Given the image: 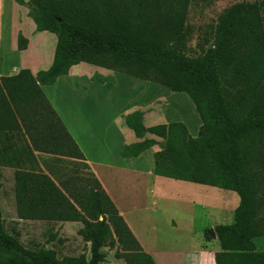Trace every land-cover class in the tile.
I'll list each match as a JSON object with an SVG mask.
<instances>
[{"label":"trees","instance_id":"1","mask_svg":"<svg viewBox=\"0 0 264 264\" xmlns=\"http://www.w3.org/2000/svg\"><path fill=\"white\" fill-rule=\"evenodd\" d=\"M23 3L24 0H16ZM190 0H27L36 31L56 36L55 59L45 71L21 68L0 76V166L16 167L14 200L18 218L78 221L90 255L58 257L54 249L27 248L4 224L0 206V264H103L102 247L118 243L126 264H157L119 214L90 170L79 146L45 96L42 85L80 62L104 66L186 92L201 121L197 136L177 125L192 177L232 190L239 202L230 223L215 224L220 249L215 264H264L254 238L264 236V4L236 2L216 26L200 54L185 50ZM27 38L17 34L16 47ZM92 80L114 84L108 78ZM26 138V152L11 141ZM83 161L85 176L60 187L47 173L20 168L33 152ZM72 180H77L73 183ZM210 240L208 229L204 231Z\"/></svg>","mask_w":264,"mask_h":264},{"label":"crops","instance_id":"2","mask_svg":"<svg viewBox=\"0 0 264 264\" xmlns=\"http://www.w3.org/2000/svg\"><path fill=\"white\" fill-rule=\"evenodd\" d=\"M27 11L25 6L17 4L14 0H0V76L14 74L21 68H28L34 74L39 71H45L52 65L56 57L55 54L50 57L46 56L48 59H45L47 60L46 63L43 66H39L40 56L43 55V51L41 50L39 40L31 39L30 36L40 31L35 30V25L28 16ZM18 33L27 38L25 49L20 50L16 47ZM40 36L38 35L36 38ZM53 47L55 48V44H53ZM44 49L47 50L45 47ZM76 65L71 66L68 73L58 76L53 83L42 85V90L79 146L90 170L97 177L103 189L115 204L119 214L123 217L143 250L151 254L157 264H215L213 256L217 250L201 245V235L204 234L205 228H213L215 225V219L210 218L211 215L207 210L208 206L205 205L202 199L198 201L191 200L189 201V205L191 206V210H194L196 206L201 207L205 220L203 222L194 221L196 215L193 212L191 214L193 220L181 221L185 224V228L188 231L190 243L188 246L181 245L180 247L171 248V246L166 247L162 243V246L157 247L153 243V238L146 239L143 237L129 212L130 202L127 198L131 201L137 199L131 205L134 206L135 210H138L142 208V205L138 203L141 201L138 200L142 199L141 197L144 199L148 198L151 200V204L155 206L156 202L167 203L169 200L184 201L182 196H179L182 194L181 191L175 194L178 197H173L170 196L167 187L182 188V190L196 192L204 190L209 186L205 178L192 177L187 163L185 170L181 162L177 141L171 132L173 129L169 131L170 135L166 137L158 135L153 130L155 127L161 125L169 128L172 124L182 123L190 134L189 124H187L182 116L184 114L181 106L182 101H177L178 97L168 96L163 89L153 90L152 87L155 86L150 83L151 81H139L140 78L134 77L135 79L123 78L121 83L119 82L121 79H119L120 74L118 72L113 76L116 81L115 87L108 82L101 83L98 80H92L90 74L78 71L75 67ZM75 81L78 84L72 87V91L69 93L66 90V96L73 94L74 97L68 96L58 104L51 93H56L60 86H70V83H75ZM80 85H82V89ZM77 86H79L78 89L76 88ZM89 87H93L94 91L99 90L100 93H105L104 87L110 88L112 94L114 92L118 93L116 97L113 95L114 98L118 99L121 98V91H117L119 88L121 90L139 91L136 98L132 99L133 102H127L120 112L110 117L111 124L107 128V135L105 139L99 141L102 147L101 152L105 155L103 159H99L89 153L80 136L81 133H87V130H91L92 128L86 124L88 112L85 107L89 104L86 94H90L91 92V89L88 90ZM80 91L81 94H79ZM155 97H162L163 102L155 107L156 110L147 112L148 103ZM192 106L195 109L194 104ZM133 111H141L142 115L137 122L129 123L127 114ZM191 118L194 126L198 129L201 121L197 111L196 113H191ZM110 130L112 133L109 134ZM190 135L193 136L192 134ZM151 159L154 163L153 165L142 164L145 161L150 162ZM123 185L127 188L123 189ZM127 185H130L131 188H128ZM238 202L239 197L237 199L234 197L233 205L228 210L233 212ZM151 208H153L152 205ZM151 208L149 203L143 207L147 212H152ZM13 213V219L20 222L43 221L18 218L15 205ZM66 222L76 224L78 221ZM173 222L171 218V226L176 227L177 223L174 222L173 224ZM11 229L20 234L15 224H13Z\"/></svg>","mask_w":264,"mask_h":264},{"label":"rangeland","instance_id":"3","mask_svg":"<svg viewBox=\"0 0 264 264\" xmlns=\"http://www.w3.org/2000/svg\"><path fill=\"white\" fill-rule=\"evenodd\" d=\"M14 1L17 2L16 0ZM25 1L27 0H24L23 3L17 2V4L25 6L28 10V6ZM241 1H259L264 4V0H190L188 3V10L185 21L188 33L185 38V52L188 55L193 56L204 51L212 43L216 26L219 23L220 18L224 14L225 10L232 4ZM38 35L41 36L39 38H36L38 37ZM30 38L39 40L41 50L43 51V55L40 56L39 66H43V64L48 60L46 56L50 57L51 55L54 56L55 54L53 44H56V36L50 32L40 31L37 33L35 32L30 36ZM44 47L47 50H45ZM75 67L78 69V71H83L86 74H90L91 77L96 76L108 78L114 76V74L118 72V74H120L119 79H121L119 80V82L121 83L123 81V78L135 79L128 74L120 73L119 71L104 66L94 65L86 62H80ZM139 81L144 80L140 79ZM115 83H110V85L115 87ZM150 83L155 86L152 87L153 90L163 89L164 92L168 94V96L178 97L177 101H182L181 106L184 110V114L182 115L183 119L187 122V124H189L190 134L196 136L199 128L197 129L194 126L191 118V113H196V111L192 106L193 103L190 97L184 92H174L160 84L154 82ZM70 84V86L62 85L58 88V91L56 93H51L53 98L57 100L58 104L60 103V101H63L69 96H66V90H68L70 93L72 91V87H75V84H78V82L75 81V83L73 82ZM78 87L79 86H77L76 88L78 89ZM80 88L82 89V85H80ZM90 89V94H86V97L89 100V104L86 105L85 108L88 112L86 124L92 128L91 130L88 129L87 133H81L80 136L84 141L86 148L89 150V153L93 154L99 159H103L105 158V155L101 152L102 147L99 141L101 139H105V136L107 135V128L110 127L111 124L110 117L120 112L127 102H133L132 99L136 98L139 91L121 90L119 88L117 91H121V98L118 99L114 98L118 96V93L114 92L112 94V90H110V88L104 87L105 93H100L99 90L94 91L93 87H89L88 90ZM79 94H81V91L79 92ZM69 97H74V95L70 94ZM161 102H163L162 97H155L148 103L149 105L147 106V112L156 110L155 107L161 104ZM169 103L171 102L169 101ZM127 115L129 123H135L138 121L139 117L142 114L141 111H133ZM178 124H172V126H169V128L161 125L155 127L153 130L158 135H163L164 137H166L170 135L169 131L173 129V131L171 132L173 134V137H175L177 141V145L180 150L181 162L186 170L187 158L183 147L178 142ZM110 133H112L111 130L109 131V134ZM11 141L14 143V146L19 149L20 155H24V153L26 152V138L24 134L18 133L14 135ZM33 155L34 159H32L29 163H24L18 166L20 168L32 169L47 173L60 187L67 179H69V177L85 176L89 170V168L84 166L83 161H75L74 159L66 156L40 153L37 151H34ZM142 164L153 165L154 163L151 159L150 162L145 161V163ZM15 169L16 167L0 166V206L2 209L1 211L5 227L10 231L13 224H15L20 231L19 239L27 248L37 249L38 247L43 246L45 248L54 249L58 257L77 256L81 253H84L88 258L90 255L89 242L83 241L81 236L77 233V230L82 226L81 222H77L76 224L67 223L66 221H42L28 223L25 221L20 222L13 219V210L15 205ZM72 182L77 183L78 181L72 180ZM126 188L127 187L123 185V189ZM128 188H131V186L129 185ZM167 190L169 191L170 196L173 197H178L175 194L181 191L182 194L179 196H182L184 200L182 202L184 203L177 202V200H169V202L167 203L156 202L155 206L154 204H151L152 202L148 198L144 199L143 197H141L142 199H138L141 200L138 203L142 205V208L135 210L134 206L131 204L137 199L131 201L127 198V200L130 202L129 212L132 215V219H134L135 223L143 234V237H145L146 239L153 238V243L156 244L157 247L164 245L166 247L171 246V248H173L180 247L181 245H190L188 239V231L185 228V224H183V222L181 221L192 219L193 217L191 214L193 212L194 215H196L194 221L203 222L205 220L203 216L204 212H202L201 207L196 206L194 207V210L190 209L191 206L189 205V201L191 200L198 201L202 199L205 202V205L208 206L207 210L211 215L210 218L215 219V224L229 223L233 220V212L228 209L233 205L234 197L236 199L238 198L237 194L234 191L210 185L208 186V188L196 192L182 190V188L177 189L174 187H167ZM147 202L150 204V208L152 205V212H147L146 209H143V207L148 204ZM171 218L175 223H177V225H175L176 227L171 226ZM254 242L257 250H264V236L255 237ZM201 245L206 246L209 249H220L216 237L210 236V240H206L204 234L201 235ZM102 251L104 253L103 264H126L123 258H118L115 256L116 251H123L118 243H116L112 247L104 246L102 247Z\"/></svg>","mask_w":264,"mask_h":264},{"label":"water","instance_id":"4","mask_svg":"<svg viewBox=\"0 0 264 264\" xmlns=\"http://www.w3.org/2000/svg\"><path fill=\"white\" fill-rule=\"evenodd\" d=\"M208 233H209V235H210L211 237H216V234H215V231H214L213 228H209V229H208Z\"/></svg>","mask_w":264,"mask_h":264}]
</instances>
